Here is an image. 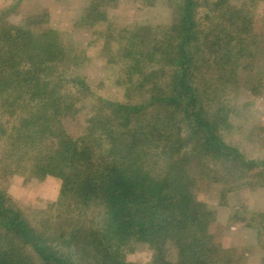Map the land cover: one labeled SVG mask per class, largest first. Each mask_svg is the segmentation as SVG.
<instances>
[{
	"label": "trees",
	"instance_id": "16d2710c",
	"mask_svg": "<svg viewBox=\"0 0 264 264\" xmlns=\"http://www.w3.org/2000/svg\"><path fill=\"white\" fill-rule=\"evenodd\" d=\"M172 1L170 24L147 28L142 38L125 29L117 41L119 85L125 98L136 99L95 95L74 77L93 99L76 137L62 120L73 105L59 71L67 56L60 36L48 27L35 32L0 24V172L61 180L58 199L34 214L0 186V264H141L126 258L140 244L152 250L149 264L243 260L217 238L214 212L198 199L192 175L204 180L199 157L228 163L229 176L239 172L231 181L236 187L264 180V171H250L258 162L246 160L222 133L236 107L227 106L229 94L245 82L254 96H264V73L256 64L264 50L259 0ZM91 8L90 19L96 12L105 19L96 2ZM170 105L175 111H165ZM153 110H163L156 121L161 132L149 123ZM258 234L264 236V222ZM169 246L175 261L168 259Z\"/></svg>",
	"mask_w": 264,
	"mask_h": 264
},
{
	"label": "rangeland",
	"instance_id": "374dc122",
	"mask_svg": "<svg viewBox=\"0 0 264 264\" xmlns=\"http://www.w3.org/2000/svg\"><path fill=\"white\" fill-rule=\"evenodd\" d=\"M231 1L240 5L245 0ZM94 2L105 10V19H100L97 12L100 20L95 16L90 19L92 12L88 13L87 9L92 11ZM173 5L172 0H0V24L20 25L35 32L48 27L60 36L67 56L59 65V71L64 79H68L65 100L73 105L68 116L62 120L66 133L76 137L82 132L93 99L73 80L74 77L85 80L95 95L122 102L136 99L134 96L125 98L119 85L118 73L122 72L123 57H116L117 41L122 40L125 29H136L142 38L149 36L147 28L159 29L170 24L174 17ZM257 6L258 37L264 48V0H259ZM199 16H202L201 12ZM256 64L264 73V50ZM227 103V106L235 104L236 107L230 116L231 126L222 131L224 140L237 146L246 160L258 162L250 171H264V96H254L244 82L228 95ZM170 108L165 111L176 109L172 105ZM153 111L156 114L149 123L161 132L163 125L156 121L159 111L163 110ZM185 152L186 149H181L183 160ZM181 155L177 154V159H181ZM209 161L197 157L201 172L208 174L209 167L211 173L209 176L205 174L204 180H199V174L195 172L192 177L199 182L195 187L198 199L214 212L217 238L225 248L238 249V256H244L243 260L239 259L240 264H264V236L260 238L258 234L264 222V217H260L264 214V180H248L242 187H236L237 182L234 184L231 181L237 178L239 172L229 176L226 173L228 163L216 159ZM211 178L228 182L209 181ZM256 180L260 184H256ZM0 186L5 187L7 196L28 214L46 210L61 192L58 177H27L5 169L0 172ZM33 218L36 219L34 215ZM167 255L170 261H175L176 254L171 246ZM126 258L131 262L149 264L152 250L140 244L129 251Z\"/></svg>",
	"mask_w": 264,
	"mask_h": 264
}]
</instances>
